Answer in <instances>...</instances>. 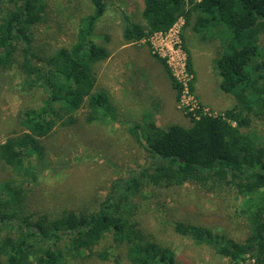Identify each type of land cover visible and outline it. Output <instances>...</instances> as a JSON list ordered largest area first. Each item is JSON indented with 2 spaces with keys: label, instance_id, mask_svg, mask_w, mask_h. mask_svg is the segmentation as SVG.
<instances>
[{
  "label": "trees",
  "instance_id": "obj_1",
  "mask_svg": "<svg viewBox=\"0 0 264 264\" xmlns=\"http://www.w3.org/2000/svg\"><path fill=\"white\" fill-rule=\"evenodd\" d=\"M88 1L91 12L77 22L76 45L43 57L35 50L34 34L43 20L45 0H0V83L15 72L25 88L45 96L40 106L20 111L24 133L0 144V162L14 173L0 189V264H69L85 253L94 254L93 247L103 238L111 239L108 250L124 249L129 264H179L169 249L136 229L130 215L144 184L170 188L185 182L234 189L251 232L241 242L183 222L174 224L175 232L211 247L226 264H264V145L260 137L231 124L249 125L234 109L205 114L198 104L197 118L186 113L189 127L135 124L132 137L147 153L148 165L112 184L98 210H63L53 219H33L26 212L25 187L38 182L36 166L45 165V158L28 160L33 153L44 156L40 139L83 105L89 123L111 111L107 94L96 89L94 70L108 56V49L94 41L108 0ZM179 17L202 40L220 42L215 60L220 89L237 97L249 93L253 101L243 103V109L264 114V51L258 45L264 32V0H143L142 24L124 14L121 37L126 43L141 41L169 30ZM187 68L191 71L190 60ZM171 82L179 100L181 87L172 76ZM108 250L96 251V257L108 261L114 252Z\"/></svg>",
  "mask_w": 264,
  "mask_h": 264
},
{
  "label": "rangeland",
  "instance_id": "obj_2",
  "mask_svg": "<svg viewBox=\"0 0 264 264\" xmlns=\"http://www.w3.org/2000/svg\"><path fill=\"white\" fill-rule=\"evenodd\" d=\"M91 8L88 0H45L43 20L34 34L35 50L40 56H52L76 45L77 22ZM142 9L143 0H108L94 38L108 49V56L94 70L96 89L107 94L111 111L89 123L88 109L83 105L65 114L53 131L40 139L44 156L33 153L28 160L45 158V165L36 166L38 182L27 185L23 195L24 209L33 219L43 215L53 219L63 210L85 213L98 210L112 184L147 166V153L132 137L135 124L152 121L162 129L173 124L190 126L187 107L176 99L168 83L169 71L161 66L148 42L126 43L121 37L123 15L128 14L134 22L142 24ZM181 35L182 51L191 63L188 71L193 75L190 82L193 102L196 100L213 115H222L230 109L239 112L248 119V127L234 121L231 124L243 133L260 137L264 145V114L259 109L249 111L242 106L253 98L247 92L237 97L220 89L215 66L220 42L202 40L184 26ZM258 45L264 51V32L259 35ZM24 86L15 72L0 83V144L8 137L24 133L18 117L20 111L40 106L39 99L45 97L41 91ZM13 177L12 170L0 162V189ZM217 185L185 182L181 186L159 188L146 183L132 201L135 211L130 222L169 249L179 264H226V259L211 247L195 244L174 230L175 223L183 222L208 228L236 242L250 234V221L240 212V196L230 187ZM110 244L111 239L103 238L93 247L94 254L85 253V257L69 264H129L125 250L112 252L107 248ZM104 248L112 252L108 261H101L95 254Z\"/></svg>",
  "mask_w": 264,
  "mask_h": 264
},
{
  "label": "built area",
  "instance_id": "obj_3",
  "mask_svg": "<svg viewBox=\"0 0 264 264\" xmlns=\"http://www.w3.org/2000/svg\"><path fill=\"white\" fill-rule=\"evenodd\" d=\"M184 23V18L179 17L169 30L155 32L143 40L148 42L152 53L164 61L170 75L180 85V103L185 104L186 111L197 118L195 110L198 109V103L196 100L193 102L190 95V82L193 75L188 71L187 58L181 47V32ZM202 109L203 113L210 114L204 108Z\"/></svg>",
  "mask_w": 264,
  "mask_h": 264
},
{
  "label": "crops",
  "instance_id": "obj_4",
  "mask_svg": "<svg viewBox=\"0 0 264 264\" xmlns=\"http://www.w3.org/2000/svg\"><path fill=\"white\" fill-rule=\"evenodd\" d=\"M159 63L161 64V66L163 65V67H164V69L166 68V66L163 64V62L160 60L159 61ZM166 72V71H165ZM168 74V73H167ZM166 74V75H167ZM170 74V73H169ZM169 77H170V79H171V76L170 75H168ZM170 82H171V80H170ZM169 81H168V83H169V85L171 86V89L173 90V92H175L174 93V95L176 94V97H177V93H176V91H175V89L173 88V85H172V82L170 83ZM165 84H167V83H165ZM150 122V121H149ZM152 122V121H151ZM148 123V122H147ZM153 123V122H152Z\"/></svg>",
  "mask_w": 264,
  "mask_h": 264
}]
</instances>
